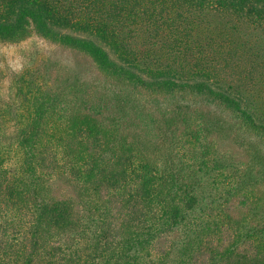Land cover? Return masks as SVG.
<instances>
[{
  "label": "trees",
  "instance_id": "obj_1",
  "mask_svg": "<svg viewBox=\"0 0 264 264\" xmlns=\"http://www.w3.org/2000/svg\"><path fill=\"white\" fill-rule=\"evenodd\" d=\"M0 264H264V0H0Z\"/></svg>",
  "mask_w": 264,
  "mask_h": 264
},
{
  "label": "rangeland",
  "instance_id": "obj_2",
  "mask_svg": "<svg viewBox=\"0 0 264 264\" xmlns=\"http://www.w3.org/2000/svg\"><path fill=\"white\" fill-rule=\"evenodd\" d=\"M13 51H14L13 48H10V49L8 48V50H7V52L10 53L11 56L14 55ZM14 59H15V57L13 56V58L11 60H14Z\"/></svg>",
  "mask_w": 264,
  "mask_h": 264
}]
</instances>
